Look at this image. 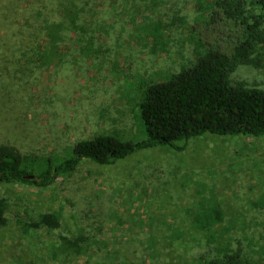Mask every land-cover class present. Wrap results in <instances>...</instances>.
<instances>
[{"label": "rangeland", "instance_id": "rangeland-1", "mask_svg": "<svg viewBox=\"0 0 264 264\" xmlns=\"http://www.w3.org/2000/svg\"><path fill=\"white\" fill-rule=\"evenodd\" d=\"M86 1V57L66 43L62 60L14 74L5 55L0 143L47 156L100 133L142 138L138 103L145 86L218 47L217 34L225 40L238 30L194 0ZM20 3L0 2V44L28 27L37 33L14 9ZM60 6L53 0L42 18ZM229 79L264 90V66L239 64ZM0 197L10 206L9 222L0 226V264H194L211 247L188 226L189 207L214 198L226 211V243L264 262V136L207 132L181 151L153 147L104 165L86 159L49 187L0 184ZM48 211L61 212L59 228L24 233L16 225L19 217ZM175 230L187 232L173 238ZM79 234L89 237L87 254L60 249L62 235Z\"/></svg>", "mask_w": 264, "mask_h": 264}, {"label": "trees", "instance_id": "trees-1", "mask_svg": "<svg viewBox=\"0 0 264 264\" xmlns=\"http://www.w3.org/2000/svg\"><path fill=\"white\" fill-rule=\"evenodd\" d=\"M19 1L24 3L14 9L37 33L28 27L18 39L6 37L7 40L0 44V74L4 73V68L8 70L4 65L7 62L4 57L8 54L12 57L9 65L17 68L14 74L24 73L25 69L32 71L35 67L43 69L62 60L67 53L66 43L86 57L88 1L60 0L58 13L44 19V8L51 7L53 0ZM141 1L127 0V3ZM154 1L148 0V3H157ZM194 2L203 3L210 14L237 24L238 30L235 28L233 34L225 35V40L217 34L218 47L214 45L199 51L193 64L145 86L138 103L142 138L122 139L116 134L100 133L77 140L56 155L47 156L23 153L15 145L0 143V184L49 187L59 176L73 172L86 159L104 165L153 147L168 146L181 151L189 139L207 132L264 136V90L234 84L229 79V73L239 64L264 66V0ZM155 31L160 30L156 28ZM222 41H225L224 48ZM9 207L7 198L0 197V226L9 222ZM188 222L199 234L200 238H195L211 247V253L194 258V264H256L242 254L241 249H232L226 243V232L221 230L226 222V211L218 199L196 200L189 207ZM61 223L60 211L42 212L29 220L16 219L17 227L24 233L41 228L57 229ZM186 232L175 230L173 238L186 235ZM60 239V249L67 254L81 256L89 251V237L85 235L74 238L62 235Z\"/></svg>", "mask_w": 264, "mask_h": 264}, {"label": "water", "instance_id": "water-1", "mask_svg": "<svg viewBox=\"0 0 264 264\" xmlns=\"http://www.w3.org/2000/svg\"><path fill=\"white\" fill-rule=\"evenodd\" d=\"M30 177H33V175H30Z\"/></svg>", "mask_w": 264, "mask_h": 264}]
</instances>
